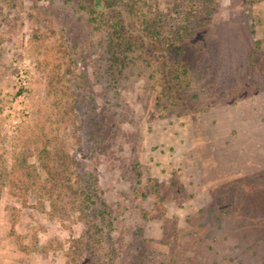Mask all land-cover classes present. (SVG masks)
Masks as SVG:
<instances>
[{
	"label": "rangeland",
	"instance_id": "374dc122",
	"mask_svg": "<svg viewBox=\"0 0 264 264\" xmlns=\"http://www.w3.org/2000/svg\"><path fill=\"white\" fill-rule=\"evenodd\" d=\"M191 1L0 0V264H264V0Z\"/></svg>",
	"mask_w": 264,
	"mask_h": 264
},
{
	"label": "trees",
	"instance_id": "16d2710c",
	"mask_svg": "<svg viewBox=\"0 0 264 264\" xmlns=\"http://www.w3.org/2000/svg\"><path fill=\"white\" fill-rule=\"evenodd\" d=\"M206 4L210 3L209 0H204ZM200 3H202V0H193L191 2L188 3L187 7L186 8H191L193 7L194 5H199ZM185 8V7H184ZM185 13V12H184ZM186 16V13L184 14ZM199 18V17H198ZM184 27V26H183ZM182 28H177V30L173 33V37H171L169 40H170V43L166 42V46H167V53L169 54H172L171 52V49H174V44L176 42H185L187 41V39L189 38V33H191V29H188L185 30ZM181 66V63H177V62H174L173 65H172V68H179Z\"/></svg>",
	"mask_w": 264,
	"mask_h": 264
}]
</instances>
